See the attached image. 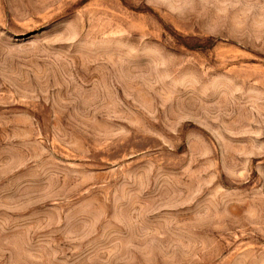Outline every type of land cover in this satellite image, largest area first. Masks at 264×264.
Wrapping results in <instances>:
<instances>
[{
    "label": "rangeland",
    "instance_id": "374dc122",
    "mask_svg": "<svg viewBox=\"0 0 264 264\" xmlns=\"http://www.w3.org/2000/svg\"><path fill=\"white\" fill-rule=\"evenodd\" d=\"M0 264H264V0H0Z\"/></svg>",
    "mask_w": 264,
    "mask_h": 264
}]
</instances>
